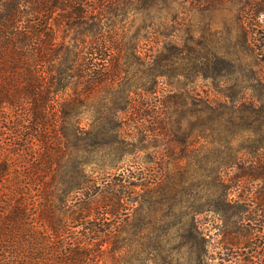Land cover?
<instances>
[{"label": "trees", "instance_id": "16d2710c", "mask_svg": "<svg viewBox=\"0 0 264 264\" xmlns=\"http://www.w3.org/2000/svg\"><path fill=\"white\" fill-rule=\"evenodd\" d=\"M228 2H242L233 57L185 17ZM261 15L264 0H0V264H222L205 214L250 253L243 264H264V241L241 226L264 229V141L224 134L259 121L264 92L182 89L192 75L214 81L228 60L263 65L264 36L247 31ZM154 36L161 47L146 54ZM253 72L252 86L264 85ZM165 109L196 126L171 176L153 159H124L166 135L151 127ZM242 182L255 184L256 211L228 198Z\"/></svg>", "mask_w": 264, "mask_h": 264}, {"label": "rangeland", "instance_id": "374dc122", "mask_svg": "<svg viewBox=\"0 0 264 264\" xmlns=\"http://www.w3.org/2000/svg\"><path fill=\"white\" fill-rule=\"evenodd\" d=\"M241 3L237 2L235 4L232 2H228L225 4H221L210 12L207 11L204 16L198 13H192L188 16H185L186 21L189 20L192 25L199 26L202 30L205 31V33L210 34L212 36V39L218 40L217 44L219 47V51H222V53H226V55H229V57H233L236 52V48L232 45L231 41H233V39H229V37H233L237 30L235 20L238 6L241 5ZM171 4L173 7L177 6V3L174 1L171 2ZM151 11L155 12V9H152ZM165 11L166 10H162V12ZM145 14L146 13H139L136 22L138 23L143 18H145ZM182 22L184 23L185 20H183ZM179 23L181 24V21ZM251 23L253 24L252 26L247 28V31H254L257 34L258 39H262V37L264 36V15L258 17L257 20H255V18L254 20L252 19ZM176 24L177 23H175V25ZM168 25H172V22H169ZM174 35L180 37L179 35H181V33L177 32L174 33ZM141 46L143 47V51H145L146 54L156 53L161 47V42L159 41L158 37L154 36L151 37V39L144 41ZM245 58L246 59L241 62H236L234 60L223 62V64L221 65L222 68L220 70V74L214 77V81H212L211 78L192 75L189 77L188 81L184 83L182 89H185L184 87H186L188 91H192V93H196L203 98H215L218 100H223L225 97L222 94H218L215 90L216 88L223 93L231 92L234 97H238L243 93L242 97H246V99H252L253 97L255 98L260 93L264 92V85H260L255 82V84H253L254 86H252V83L254 82L253 71L255 70L261 78H264V64L253 69L251 68V65L248 64L251 60H249L247 57ZM263 58L264 57L262 56L258 59ZM262 82H264V79H262ZM173 85L174 86L168 89H172L173 91H180L181 88H176L177 86L175 83ZM134 96L136 98V95ZM145 102L147 103V105L144 108L146 110L144 115L145 118L149 119L150 121V116L153 113L151 111L149 100H145ZM152 120L153 123L151 124V127H155L158 130L161 126H164L166 135L163 138L161 136L160 138L150 140L149 147L144 149L142 148L141 150H136L135 152L132 151L130 154H127L124 159H153L156 161V165L152 163L153 166H156V169H154L155 172L158 171L163 175L171 176L176 170V160H178L179 157L183 155L182 152L185 150V141L183 137L191 130L195 133L196 126L190 124V120L187 119L184 112H181L179 110L174 112L172 109L163 110L160 117ZM263 120L264 112L258 122H255L254 124L244 122L243 124H239L236 127L234 126L232 128V132L228 130L224 134H232L235 137L234 141H264ZM130 128L131 130L129 132H131L132 138H137L136 129L131 126ZM175 134L178 135L179 139H175ZM198 141L204 140L200 138ZM126 142L131 143L132 141ZM133 142H135L136 144L138 141ZM136 145L139 146L144 144L137 143ZM179 160H181L182 164L184 163L183 158ZM254 189V183L242 182L239 188H233L230 191L228 198L230 199L231 203L247 207L249 211L251 209H253V211H256V209L258 208H256V204L252 202ZM256 213H260V211ZM255 215L256 214H252L251 217L254 216L256 219H261L259 216ZM198 219H200L202 223L201 227L209 234L210 238H212V245L209 247L210 251L220 253L221 258H225V260L223 261L219 259L222 264H243L244 260L252 258L250 256V253L247 252L245 248H242L241 246H230L226 243L223 236H221V234H218L217 227L221 228L223 224L215 214L201 215L198 217ZM260 224L261 223H259L258 220L251 219L242 222L241 226L243 225V229L256 228V241L262 243V241H264V229H260ZM258 228L260 230H258ZM261 250L262 248H260V251ZM261 253H264V248ZM108 263H112L111 259L108 260Z\"/></svg>", "mask_w": 264, "mask_h": 264}]
</instances>
